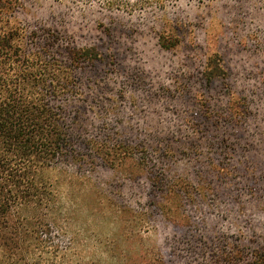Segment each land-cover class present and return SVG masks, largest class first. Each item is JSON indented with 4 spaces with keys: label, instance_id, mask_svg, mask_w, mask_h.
<instances>
[{
    "label": "trees",
    "instance_id": "1",
    "mask_svg": "<svg viewBox=\"0 0 264 264\" xmlns=\"http://www.w3.org/2000/svg\"><path fill=\"white\" fill-rule=\"evenodd\" d=\"M15 6L13 0H0V264H107L86 260L73 248L70 218L61 208L55 178L68 168L111 172L116 180L143 185L148 219L156 213L171 228L172 251L173 243L183 239L200 264H264V237L249 239L242 233L232 238L216 224L196 219L197 211H192L212 193L227 188L231 193L239 177L243 188L257 185L250 164L240 162L236 144L222 130L238 124L240 116L246 119L249 103L241 108L242 98L232 95L218 96L214 103L207 94L215 81L226 78L222 56H206L194 83L178 76L163 86L121 67L123 72L118 62L107 59L113 56L109 47L65 46L59 58L54 54L59 38L19 23ZM158 39L162 49L171 51L182 36L162 31ZM101 64L103 69H96ZM88 68L96 70L79 75ZM156 110L180 118L174 127L181 129L173 136L155 131L149 113ZM208 136L214 141L208 142ZM209 148L218 162L207 172L197 167L198 179L173 169L175 162L190 156L202 155L207 161ZM245 168L252 174L243 173ZM95 189L99 204L108 201ZM113 205L107 207L119 219L123 212L137 217L128 206ZM123 256L122 263H110L168 264L165 252L156 247Z\"/></svg>",
    "mask_w": 264,
    "mask_h": 264
},
{
    "label": "rangeland",
    "instance_id": "2",
    "mask_svg": "<svg viewBox=\"0 0 264 264\" xmlns=\"http://www.w3.org/2000/svg\"><path fill=\"white\" fill-rule=\"evenodd\" d=\"M13 2L16 5L14 16L19 23L26 24L29 30L51 31L59 38L54 49L59 58L61 52L66 53L65 46H95L101 51L109 47L113 56L107 59L118 62L120 69L124 67L126 72L144 74L147 79L156 80L163 86L170 78L178 76L191 78L194 83L200 77L199 71L206 56L217 53L222 56L226 78L215 81L206 89L207 94L214 103L216 97L224 95L242 98L241 108H245L244 103H249L246 119L240 116L238 124L232 126L237 122L234 121L222 130L224 133L228 131L231 141L236 144L240 162L250 164L257 185L249 183L243 188L245 181L239 177L231 186V193H226L228 188L221 194L212 193L204 205L192 211L193 214L197 211L196 219L208 220L209 225L216 224V228L233 234L232 238L242 233L249 239L264 237V0ZM162 31L167 35L176 33L182 36L175 49L166 51L161 48L158 37ZM101 66L96 69L102 70ZM89 69L94 68L80 71L79 75H92ZM184 106L189 108L190 105ZM130 111L126 113L128 117ZM149 119L155 122V131L169 132L170 136L181 129L174 127L181 123L180 118L168 116L160 110L149 113ZM207 141L214 140L208 136ZM206 153L207 161L202 155L190 156V160L175 162L173 169L191 179H198L197 167H203L207 172L213 161L218 162L214 148H209ZM224 162L226 166L229 163L226 159ZM68 170L58 171L55 178L61 208L70 218L69 237L74 239L73 248L79 256L86 260L106 261L107 264L118 260L122 263L124 252H129L130 256L142 255L146 249L156 247L165 252L168 264H200L199 260L192 259V249L183 239L179 245L173 243L171 250L172 230L159 215L155 213L151 220L148 219L150 211L143 185L116 180L111 172L90 174L76 168ZM251 170L245 168L242 172L251 175ZM215 180L216 177L214 184ZM95 188L105 193L108 201L104 205L95 198ZM113 203L128 206L137 217L125 216L123 212L120 219L126 220L121 223L107 207L114 206ZM122 232H129V237L123 235L120 238Z\"/></svg>",
    "mask_w": 264,
    "mask_h": 264
}]
</instances>
